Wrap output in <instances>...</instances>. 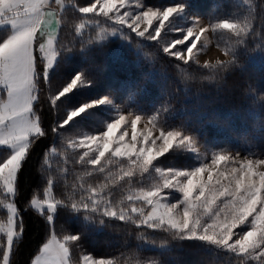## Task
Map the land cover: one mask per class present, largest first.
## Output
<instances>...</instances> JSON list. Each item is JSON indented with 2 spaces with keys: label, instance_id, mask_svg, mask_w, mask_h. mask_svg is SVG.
Instances as JSON below:
<instances>
[{
  "label": "snow or ice",
  "instance_id": "snow-or-ice-1",
  "mask_svg": "<svg viewBox=\"0 0 264 264\" xmlns=\"http://www.w3.org/2000/svg\"><path fill=\"white\" fill-rule=\"evenodd\" d=\"M69 8L91 18L82 20L75 33L94 25L99 28L96 39L105 40L126 29L128 35L122 33L125 39H131V33L137 40L157 42L164 56L178 62L177 68L195 64L227 69L237 63V49L250 40L258 39L264 45V34L253 23L251 13L207 25L191 16L188 26L174 25L177 17L186 15L185 0L165 7L145 0H80L79 6L70 0H0V30H5L0 35V208L5 209L0 216V264H13L27 231L25 216L31 212L42 218L47 235L28 264H161L138 252L110 258L85 253L83 232L69 231L63 225L57 232V219L64 210L86 225L110 227L119 222L135 226L141 232L136 237L141 241L136 245L140 250L147 247L163 253L173 241L195 240L231 257L225 264H264V159L239 158L238 153L227 150L214 151L204 159L195 132L168 124L169 109L164 103L149 113L117 104L110 94L66 107L64 119L45 123L41 105L55 114L62 97L94 84L84 69L63 86L48 88L41 95V86L51 81L50 71L69 51L57 39V29ZM259 19L264 28V17ZM168 32L183 35L165 41ZM209 33L229 35L232 44L223 49L228 59L200 65L198 56L210 43ZM101 105H111L114 111L111 119L102 121L100 130H64ZM69 131L73 136L65 137ZM49 137L53 139L41 154L43 185L25 196L21 175L37 145ZM56 137L66 152L73 153L65 156V164L82 170L83 176L99 174L103 179L87 186L66 182L58 198L54 189L59 181L53 179L47 160L50 154H60L54 146ZM180 151L196 154L198 164L168 167L160 162L170 152ZM64 171L67 181V169ZM144 231L162 234V239L149 240Z\"/></svg>",
  "mask_w": 264,
  "mask_h": 264
},
{
  "label": "trees",
  "instance_id": "trees-1",
  "mask_svg": "<svg viewBox=\"0 0 264 264\" xmlns=\"http://www.w3.org/2000/svg\"><path fill=\"white\" fill-rule=\"evenodd\" d=\"M70 2L78 6L80 4V0ZM145 2L165 7L177 0ZM261 2L264 0H185L187 11L208 24L216 19L239 18L251 13L253 23L264 34L259 19L264 17ZM84 18L91 19L81 17L70 8L65 11L64 22L57 29V39L69 51L62 59H58L57 65L50 71L51 81L41 86V95H45L48 88L55 90L56 87L63 86L76 72L84 69L93 78L94 84L91 87L77 88L62 97L57 102L59 110L55 114L41 105L46 124L64 119L67 115L66 107H78L87 100L110 94L117 104H128L131 108H140L149 113L164 103L169 109L168 124L174 127L184 126L195 132L204 149L211 153L227 150L243 157L264 159V45L258 39L250 40L245 46L238 48L237 63L227 69L203 68L195 64L190 67L180 65L177 68L178 62L164 56L157 42L137 40L131 33L132 38L125 39L122 33L128 35L126 29H121L105 40L96 39L99 28L94 25L86 27L80 34L75 33L74 28ZM182 19V16L177 17L174 25L183 22ZM4 34L5 30H0V35ZM179 34L168 32L165 41L174 39ZM212 38L222 50L232 44L227 33L222 37L212 34ZM112 113L111 108L101 105L90 110V114L77 117L64 130L78 127L82 133L95 132L100 130L103 120L112 118ZM71 136L72 131L65 133V137ZM52 139L49 137L37 145L30 163L21 175V187L25 196L43 185L41 154ZM56 140L54 146L60 150V154H50L47 160L53 179L59 181L54 189L58 198L61 197L60 189L66 182H83L87 186L103 179L99 174L83 176L82 170L73 169L70 163L65 164V156L71 157L73 153L65 151L59 137ZM160 162L168 167H194L198 163L196 154L190 151L170 152ZM65 169L68 172L67 181ZM122 191L126 194L128 189ZM4 212L0 208V216ZM25 219L27 231L13 257V264H28L47 235L43 220L38 214L31 212L26 214ZM60 225L69 231L83 232L81 243L84 252L96 257L110 258L118 257L122 252H138L142 257L161 261V264H225L226 260L232 259L195 240L173 241L170 250L163 253L147 247L140 250L136 245L141 241L136 237L141 232L135 226L125 227L119 222H113L110 227L86 225L82 218H77L66 210L59 213L58 234ZM142 234L149 240L159 242L162 239V234L159 233L144 231ZM125 245H131V248ZM76 255L77 252L74 251V257ZM248 264L256 262L249 261Z\"/></svg>",
  "mask_w": 264,
  "mask_h": 264
},
{
  "label": "rangeland",
  "instance_id": "rangeland-1",
  "mask_svg": "<svg viewBox=\"0 0 264 264\" xmlns=\"http://www.w3.org/2000/svg\"><path fill=\"white\" fill-rule=\"evenodd\" d=\"M191 16H193V15H191L188 11H187V9H186V15H182V21L183 22H178L177 24V26H188L187 24H190L191 23V21L188 19V17H191ZM199 19H200V21H201V24H203V25H207L208 23H206L203 19H201L200 17H198ZM83 20H85L86 21V18H84ZM186 21H188V22H186ZM103 23V22H102ZM105 26H107L108 27V25L107 24H104ZM86 27H88L87 25H86ZM86 27H85V29H86ZM84 29V30H85ZM180 34L176 37V38H174V39H178V38H180L182 35H183V33L182 32H179ZM111 36H113V35H111ZM208 39L210 40V43H209V45H208V47H207V49L205 50V51H203V52H201L200 54H199V56H198V60H199V63L200 64H207V63H216V61L217 60H227L228 59V57L227 56H225L224 54H223V50L221 49V48H219L215 43H214V41H213V38H212V33H209L208 34ZM181 47H183V46H181ZM99 97V96H98ZM95 98H97V97H95ZM94 99V98H93ZM91 100V99H90ZM117 103V102H116ZM103 106H105V107H108L109 109L111 108L113 111H114V109H113V107L111 106V105H103ZM143 126V123L141 124V127ZM131 130L129 129V132H130ZM200 145H201V149H200V151H201V156H202V158H204V159H207V158H209L210 156L208 155L209 153H211V151H207V150H205L204 149V147L202 146V144L200 143ZM239 158H244L243 156H240L239 155ZM198 164V163H197ZM196 164V165H197ZM195 165V166H196ZM5 210V209H4Z\"/></svg>",
  "mask_w": 264,
  "mask_h": 264
}]
</instances>
